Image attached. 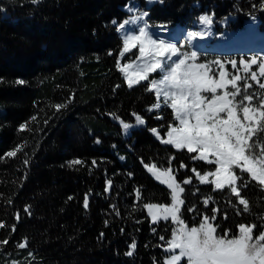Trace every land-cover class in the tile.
Returning a JSON list of instances; mask_svg holds the SVG:
<instances>
[{"label":"trees","instance_id":"trees-1","mask_svg":"<svg viewBox=\"0 0 264 264\" xmlns=\"http://www.w3.org/2000/svg\"><path fill=\"white\" fill-rule=\"evenodd\" d=\"M130 1L0 0V222L6 225L0 241H9L0 244V264H164L175 225L153 224L144 204L170 205L171 191L154 181L145 164L173 169L185 188L180 218L189 227H198L215 208L218 234L227 229L229 237L238 235L240 223L256 224L254 237L264 231L263 185L244 174L249 186L240 191L249 202L246 213L229 188L200 184L192 171H212L215 165L192 161L196 154L153 138V127L165 137L172 110L149 112L156 103L149 82L129 89L116 67L118 59L122 66L137 55L133 50L120 57L117 28L128 17L122 8ZM135 1L144 7V0ZM148 13L152 26L187 28L202 14L236 17L233 26L252 16L264 31V0H160ZM57 104L65 107L57 110ZM136 115L145 124L124 138L121 122L133 123ZM17 146L16 157H7ZM74 159L84 163L69 167ZM181 162L187 168L181 169ZM189 176L192 183L184 185ZM193 207L198 212L187 211ZM133 241L137 247L129 257L125 253Z\"/></svg>","mask_w":264,"mask_h":264},{"label":"snow or ice","instance_id":"snow-or-ice-1","mask_svg":"<svg viewBox=\"0 0 264 264\" xmlns=\"http://www.w3.org/2000/svg\"><path fill=\"white\" fill-rule=\"evenodd\" d=\"M35 2L36 0H33V3ZM129 11H133V8H129ZM148 15L149 13L145 11L118 25L117 31L123 32V49L120 57L137 48L138 56L134 63H126L123 66L118 59L116 67L123 74L129 89L140 84L141 81L149 82L147 90L154 92L156 97V103L148 109L149 112L162 107L172 110L174 119L168 124L167 138L161 139L155 127L150 129L151 133L157 139H161V143L165 145L174 146L177 150L186 149L187 153L196 154L190 157L192 161L215 165L214 171H206L203 175L196 168H192V171L200 184L211 183L214 185V190L229 188L231 194L238 198L239 204L243 205V211L247 213L249 202L242 197L240 191L241 188L249 186L244 174H249L250 180L264 185V143H261L257 136L258 131L264 130V96L249 94V89L253 87L250 83L244 84L242 94L241 88L236 84V81L241 79L239 76H234L229 81L225 79L227 74L221 71L220 79H214L209 75L208 65L196 63L198 54L195 51L180 53L176 45L165 42L157 36L156 31L149 29L148 23L144 20ZM112 23L115 25L117 21L113 20ZM200 23L208 25L211 21L209 17L201 16ZM159 30L167 31V25H160ZM201 35L200 32L191 31L188 33V38L191 40ZM109 55L112 53L109 52ZM215 63L220 69L224 68V64L220 61ZM251 63L256 64V58H253ZM231 65L235 69L236 61H231ZM248 67V64H244L245 71ZM156 72L160 73V79L149 81L150 74ZM259 75L264 77V63L260 64ZM251 80L257 82L260 90H264V83L258 81L256 73L251 74ZM16 83L22 85L25 81L17 80ZM228 84H231L234 91L226 90ZM116 87L119 88L120 85ZM218 90L222 91L218 92ZM206 93L211 95H205ZM238 96L239 101H237ZM254 97L259 100L258 106L253 105ZM55 107L60 110L65 105L57 104ZM35 119L36 117H32V120ZM156 119L162 120L163 117L157 115ZM121 123L123 129L128 132L144 125L145 121L136 115L135 124ZM26 127V124H21L20 130H25ZM19 151L21 147L17 146L15 150L6 153V156L16 157ZM83 163L81 159L68 161L69 167ZM171 163L172 161L169 160V164ZM24 164L27 165L28 161L25 160ZM96 164L97 162L93 160L92 165L96 166ZM144 166L171 190L170 205L144 204L153 224L160 220L169 221L170 218L175 225L171 231V238L166 241L165 252L170 254V259L164 264H180L182 259H186V264H264V231L254 237L256 224L240 223L238 235L231 238L227 229L222 235L218 234L219 225L215 223L217 209L212 208V215H204L198 227H188L180 218L181 206L185 203L181 199V194L185 192V188L177 182L172 174L173 169L169 167L160 170L156 164ZM179 167L184 169L187 165L181 162ZM236 170H239V174ZM129 175L131 176V173ZM238 181H240L239 185ZM191 183V176L183 180L184 185ZM108 184L111 185V181H108ZM105 191L108 189L106 188ZM137 198L139 199V190H137ZM71 199L72 197H69V200ZM210 200L211 197L203 200L205 208H208ZM83 206L85 209L89 207L87 194ZM24 211L29 212V208L25 207ZM187 211L198 212L194 207L188 208ZM116 214L119 215V212ZM224 218L227 220V215ZM5 227L6 225L0 222V229ZM12 231H15V226L12 227ZM155 231L153 228L154 233ZM159 240L165 241V236L160 235ZM8 243L7 239L0 241V244ZM26 246V240L18 244L20 249H25ZM136 247V242L133 241L125 254L129 257L133 256ZM177 250L178 254H176ZM13 264L16 262L13 261Z\"/></svg>","mask_w":264,"mask_h":264},{"label":"rangeland","instance_id":"rangeland-1","mask_svg":"<svg viewBox=\"0 0 264 264\" xmlns=\"http://www.w3.org/2000/svg\"><path fill=\"white\" fill-rule=\"evenodd\" d=\"M126 10H129V8L127 7ZM134 15H137V13L131 14V16ZM201 16H206V15L203 14ZM200 17L198 18L197 22L196 21L194 22L195 24L193 23L194 24L193 28L191 30L184 31L180 37L175 38L174 37L176 35L175 31H177V29L175 27H168V26H167L168 33H166L167 34L166 38H162L160 36L162 32H157L158 37L162 38L165 42L176 45L180 53H190L191 51H195L198 54L196 60L197 64H201V63L204 64V62L207 63L209 61L206 65L209 66V75H211L214 79L216 80L220 79L221 71L227 74L225 76V79L229 81L232 80L234 76H239L241 77V79L236 81V84L238 87L241 88L242 94H243L244 84L250 83L253 85V87L249 89V94L256 93L257 97L264 96V90H260L258 88L257 82L251 80V74L256 73L258 77V81L260 83H264V77H261L259 75L260 64L264 63V32H261L258 29L260 23L259 20L256 17L251 16L246 19L244 26L243 24L241 26H239L238 24L237 26H233L232 24L235 22L234 20L236 17L234 18L232 16H229L224 19L217 20L214 16H212L210 18L211 23L208 25H203L200 23ZM191 31L200 32L202 33V35L189 40L188 33ZM135 50L137 51V56H138V48ZM253 58H256L257 60L256 64L251 63ZM136 59L134 61L126 62V63H134ZM207 59L208 61H206ZM215 61H220L221 63H223L224 68L220 69L219 65H217ZM231 61H236L237 67L235 69L232 67ZM241 61H243V63H241ZM244 64L249 65L247 71H245ZM155 79L159 80L160 75L158 77H155ZM142 82L144 81H141V83ZM226 90L229 92L234 91L231 84L227 85ZM220 91L222 90H218V92ZM205 95L210 96L211 94L206 93ZM239 99L240 97L238 96L237 101H239ZM258 104H259V100L256 97H254L253 105L258 106ZM173 118H174V114H173ZM129 124H135V121ZM140 127L141 126H137L135 128H140ZM130 131L126 132L123 129L122 131L123 137L124 138L129 137ZM151 134L153 138L158 140L159 142H161V139L167 138L166 134L164 138L160 136L161 139H157L153 133ZM257 136L260 138V142L264 143V130L258 131ZM157 168L160 170H165L169 167L157 166ZM214 170L215 168L212 171ZM203 173H201V175H203ZM148 174L154 179L155 182L167 188V185L162 184L159 180L155 178V176L152 173L148 172ZM209 179L211 180L212 178L210 177ZM154 204H158V203H154ZM147 214L149 216L150 221L152 222L151 216L149 215L148 211ZM160 221L165 222L164 220H160ZM176 254H178V250ZM168 259H170V256L166 260ZM184 260L186 262V259H182L180 261V264Z\"/></svg>","mask_w":264,"mask_h":264},{"label":"crops","instance_id":"crops-1","mask_svg":"<svg viewBox=\"0 0 264 264\" xmlns=\"http://www.w3.org/2000/svg\"><path fill=\"white\" fill-rule=\"evenodd\" d=\"M154 1H156V0H152V2H149V0H146V2H147V4H151V3H153ZM132 18V16H130L128 19H131ZM205 64V63H204Z\"/></svg>","mask_w":264,"mask_h":264}]
</instances>
